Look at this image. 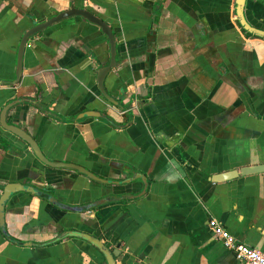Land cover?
Here are the masks:
<instances>
[{
	"label": "crops",
	"instance_id": "0c3cea01",
	"mask_svg": "<svg viewBox=\"0 0 264 264\" xmlns=\"http://www.w3.org/2000/svg\"><path fill=\"white\" fill-rule=\"evenodd\" d=\"M71 6L113 29L104 88L118 106L97 85L108 39L74 17L29 40L21 81L0 84V120L9 106L7 123L49 161L104 182L43 164L0 121V199L19 184L82 208L12 195L0 264H107L72 232L117 251L116 264H241L213 222L264 253V173H240L264 166V38L242 28L236 0H0V82L15 80L24 34ZM244 14L264 32V0Z\"/></svg>",
	"mask_w": 264,
	"mask_h": 264
},
{
	"label": "water",
	"instance_id": "95a60500",
	"mask_svg": "<svg viewBox=\"0 0 264 264\" xmlns=\"http://www.w3.org/2000/svg\"><path fill=\"white\" fill-rule=\"evenodd\" d=\"M247 0H236V6H237V18L242 26V28L249 32L250 34L259 36L261 38H264V32L261 30L256 29L253 27L247 19L245 18L244 10ZM81 18L90 24H93L101 29L102 33L106 36L108 39L109 45H110V62L107 66L101 68L97 72V85L100 93L103 95V97L114 106H118V103L113 100L105 91L104 83L107 78V75L117 66V42L113 33V29L100 17L93 14L91 11L87 9H78L75 6H71L69 10H66L64 12H61L60 14L50 18L46 22H43L41 24H36L33 28L28 30L24 36L21 39V42L19 44V47L17 48L18 58H17V68H16V78L13 82H0V84H8V85H16L18 84L23 75V57L26 52L27 44L29 40L41 33L43 30L51 27L52 25L58 24L66 19L69 18ZM9 106H7L1 113V125L4 129L11 132L21 140H23L25 143H27L35 156L45 165L51 167V168H66L71 170H76L80 174H83L87 176L88 178L100 182H104L103 180L97 178L93 173L89 172L88 170L84 169L81 166H77L74 164H66V163H54L49 161L45 155L43 154L41 148L39 147L38 143L25 131L17 128L16 126L9 125L6 121L7 111L9 110ZM241 175L247 176V175H253V174H261L264 173V166L255 167V168H249L242 170ZM236 176L235 173H230L222 176L218 180H224V179H231L232 177ZM217 180V182H218ZM106 182V181H105ZM19 192H28L31 194H34L35 196L41 197L43 199H46L50 201L53 205L58 206L63 209H67L68 207L63 206L60 204L56 199H54L53 196L48 194L47 192H40L38 190H35L34 188H29L23 185L19 184H10L7 185L4 188L3 195L0 199V228L3 231V234L6 236V238L10 241H13L6 231V223H5V211H6V205L9 201V199L14 195L15 193ZM70 211L73 212H81L82 208H68ZM69 236L82 239L89 244L95 246L101 254L104 256L107 264H116L115 257L118 256L117 251H110L109 248L98 238L91 236L89 234L85 233H79V232H72L69 234Z\"/></svg>",
	"mask_w": 264,
	"mask_h": 264
},
{
	"label": "built area",
	"instance_id": "2783aa9c",
	"mask_svg": "<svg viewBox=\"0 0 264 264\" xmlns=\"http://www.w3.org/2000/svg\"><path fill=\"white\" fill-rule=\"evenodd\" d=\"M212 232L223 246L232 251L241 264H264V253L239 243L227 230L216 222L211 223Z\"/></svg>",
	"mask_w": 264,
	"mask_h": 264
}]
</instances>
